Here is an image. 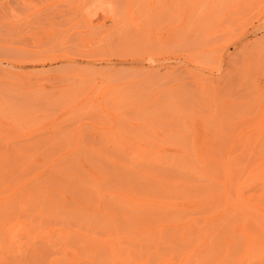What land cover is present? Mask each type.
<instances>
[{"label":"rangeland","instance_id":"374dc122","mask_svg":"<svg viewBox=\"0 0 264 264\" xmlns=\"http://www.w3.org/2000/svg\"><path fill=\"white\" fill-rule=\"evenodd\" d=\"M263 169L264 0H0V264H264Z\"/></svg>","mask_w":264,"mask_h":264},{"label":"bare ground","instance_id":"6f19581e","mask_svg":"<svg viewBox=\"0 0 264 264\" xmlns=\"http://www.w3.org/2000/svg\"><path fill=\"white\" fill-rule=\"evenodd\" d=\"M223 46H224V45H223ZM221 48H222V47H221ZM224 48H225V46L223 47V49H224ZM223 49H221V50H223ZM221 50H220V52H222ZM224 51H226V50H224ZM222 54H223V53H222ZM223 55H224V54H223ZM60 56H63V57L65 56V57H67L66 55H60ZM50 57H53V58H52V61L56 60L57 57H58V58H57V61H58V59H59V56H57V55H55V54H54V55L52 54ZM63 57H62V58H63ZM220 57H221V56H220ZM60 58H61V57H60ZM50 59H51V58H50ZM218 59H219V58H218ZM220 59H222V57H221ZM216 60H217V59H216ZM220 61H221V60H220ZM9 63H10V62H9ZM13 63H14V62H13ZM11 64H12V63H11ZM15 65H16V64H15ZM15 65H14V66H15ZM12 66H13V64H12ZM14 66H13V67H14ZM10 67H11V66H10ZM13 67H12V70H11V71H13V73H14V70H17V69H16V68L14 69ZM217 68H219V67L217 66ZM9 69H11V68H9ZM11 71H9V72L12 73ZM19 72H23V71H19ZM14 74H15V73H14ZM16 74H17V73H16ZM17 76H18V75H17ZM202 79H203V78H202ZM204 80H205V78H204ZM103 91H104V90H103ZM105 91H106V90H105ZM262 114H263V113H262ZM261 119H262V118H261ZM262 125H263V124H262ZM262 128H263V127H262ZM263 170H264V169H263ZM263 170H262V171H263ZM260 172H261V171H260ZM172 203H173V202H172ZM176 203H177V202H176ZM178 203H179V202H178ZM178 205H179V204H178ZM182 205H183V204H182ZM182 205H181V207H182ZM178 208H179V207H178ZM113 251H114V250H113ZM72 254H73V256H75V255H74L75 253H72ZM76 254H77V253H76ZM75 257H76V256H75ZM74 259H75V258H74ZM183 263H184V262H183Z\"/></svg>","mask_w":264,"mask_h":264}]
</instances>
